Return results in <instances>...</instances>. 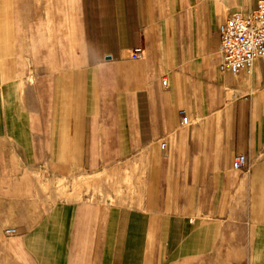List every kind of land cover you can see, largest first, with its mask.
<instances>
[{
  "label": "crops",
  "instance_id": "crops-1",
  "mask_svg": "<svg viewBox=\"0 0 264 264\" xmlns=\"http://www.w3.org/2000/svg\"><path fill=\"white\" fill-rule=\"evenodd\" d=\"M260 2L0 0V264H264Z\"/></svg>",
  "mask_w": 264,
  "mask_h": 264
},
{
  "label": "built area",
  "instance_id": "built-area-1",
  "mask_svg": "<svg viewBox=\"0 0 264 264\" xmlns=\"http://www.w3.org/2000/svg\"><path fill=\"white\" fill-rule=\"evenodd\" d=\"M222 63L220 69L224 72L238 75L250 72L257 60H264V2H260L257 9L248 16L240 13L233 14L219 28ZM142 51L137 49L132 58L139 59ZM163 85H167L163 81ZM181 124L187 126L189 119L185 110L180 111ZM165 146V145H164ZM247 165V158L239 155L233 161L232 167L241 170ZM14 230L7 234H14Z\"/></svg>",
  "mask_w": 264,
  "mask_h": 264
}]
</instances>
